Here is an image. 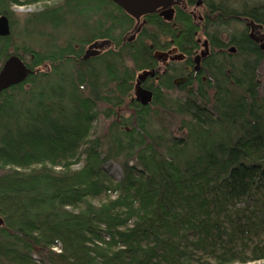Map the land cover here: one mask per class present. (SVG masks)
Returning a JSON list of instances; mask_svg holds the SVG:
<instances>
[{
    "label": "trees",
    "instance_id": "1",
    "mask_svg": "<svg viewBox=\"0 0 264 264\" xmlns=\"http://www.w3.org/2000/svg\"><path fill=\"white\" fill-rule=\"evenodd\" d=\"M55 1L0 0L11 25L0 70L16 55L34 73L0 94V264L264 260V52L246 26L264 34V0H205L202 24L179 13L183 40L200 27L210 36L199 80L181 97L157 89L107 133L96 125L101 105L122 107L154 67L155 31L173 25L150 18L153 32L124 46L135 20L111 0ZM42 3L53 4L15 33L13 9ZM75 24L82 42L110 40L115 51L85 61L75 40L43 33Z\"/></svg>",
    "mask_w": 264,
    "mask_h": 264
},
{
    "label": "flooded vegetation",
    "instance_id": "2",
    "mask_svg": "<svg viewBox=\"0 0 264 264\" xmlns=\"http://www.w3.org/2000/svg\"><path fill=\"white\" fill-rule=\"evenodd\" d=\"M199 0H196L195 5H188L187 0H182L180 4L173 7L175 13L173 16V21H166L165 20V11L158 10L154 14L147 15L143 17L140 22L136 21L135 25L131 32V37L127 38L125 35L122 37L123 45L126 46L127 44H133L140 36L148 29L152 28L151 24H149L150 18L156 17L158 21H163L166 24H172L173 28L170 31H163L161 29H157L155 31V39L157 41V48L153 51V59H154V67L151 68L152 71L156 72V76L152 79H148L144 84H142L141 88L146 91H150L153 93V99L155 97V93L157 89H160L165 94L173 92L175 89H179L183 91V87L187 86L188 89L191 88L192 83L199 80L200 74H202V69L205 65V61L211 55V46H210V36L205 31L204 27H200L201 29L194 31L189 36V39L183 40L182 33L178 34L175 20L179 13L184 12L189 16L191 21L194 23L199 21V24L205 21L207 8L205 6V0H201V5L198 6ZM119 7V6H118ZM120 8V7H119ZM123 11V10H122ZM197 12H200V16H197ZM129 16V15H128ZM133 19V18H132ZM144 24V25H143ZM141 28L140 31H138ZM199 26V25H197ZM250 33H254L256 38H264V34L258 32L257 25L246 23ZM177 32V35H175ZM203 34L204 39L202 40L199 38V35ZM181 36V42L183 47L179 46L176 41V37ZM251 38V36H250ZM132 40V41H131ZM252 40V39H251ZM254 41V40H253ZM255 42V41H254ZM187 43L189 45H187ZM256 43V42H255ZM94 44H98L102 46L99 48V54L91 58L89 60L101 58L102 56L108 54L110 51H115L114 43L110 40L105 41H94L90 43L89 48L84 51V57L87 51L90 49L91 46ZM146 45H150L152 47L150 41H145ZM260 46V43H256ZM206 45L208 47V55L206 58L202 57V53L206 51ZM160 54L159 58H156L155 55ZM86 61V60H85ZM199 62V64H197ZM49 71V70H48ZM205 79V78H203ZM165 85V87L163 86ZM136 85H137V78L133 83V90L131 92L130 103H133L134 106H140L141 104L136 98ZM167 87L171 89H167ZM150 105V104H149ZM142 106V105H141ZM121 107V106H120ZM119 107V108H120ZM112 108V106H111ZM118 108V109H119ZM135 116V113L133 114ZM112 117V116H111ZM121 122V120H119Z\"/></svg>",
    "mask_w": 264,
    "mask_h": 264
},
{
    "label": "water",
    "instance_id": "3",
    "mask_svg": "<svg viewBox=\"0 0 264 264\" xmlns=\"http://www.w3.org/2000/svg\"><path fill=\"white\" fill-rule=\"evenodd\" d=\"M115 5L119 6L127 15L136 21L140 20L150 14L156 13L158 10L165 11V20L173 21L174 9L176 5L180 4L182 0H111ZM201 5L199 0L198 6ZM144 25V24H143ZM141 25L140 29L143 27ZM253 25V23L251 24ZM11 35V25L8 17H0V37L6 38ZM251 39L256 43H260V49L264 52V38H255L254 33L251 34ZM132 41V40H131ZM98 44H94L87 51L84 60H89L96 57L99 54ZM232 52L236 49L232 48ZM160 54H156L155 57L159 58ZM208 55V47L206 45V51L202 53V57L206 58ZM199 64V62L197 63ZM34 74L27 66L24 61L16 55H13L7 59L4 63L3 68L0 70V94L11 89L12 87L18 86L27 81L30 75ZM156 76L155 71H143L137 76L136 85V98L139 103L146 107L153 101V93L150 91L143 90L141 88L148 79H152Z\"/></svg>",
    "mask_w": 264,
    "mask_h": 264
},
{
    "label": "rangeland",
    "instance_id": "4",
    "mask_svg": "<svg viewBox=\"0 0 264 264\" xmlns=\"http://www.w3.org/2000/svg\"><path fill=\"white\" fill-rule=\"evenodd\" d=\"M62 0H56L54 3H59ZM53 3H42V4H35V5H30V6H21V7H15L13 9V14H14V21L17 23V26L15 28V33L20 32V30L23 28V25L25 23V20L32 14H37L39 12H41L47 5H52ZM237 8V5H236ZM197 16H200V12H197ZM196 24H199V21L197 20V22H195ZM244 23H239L237 25H231L229 27L224 28L225 32H229V33H237L240 32L241 30L244 29ZM246 28V27H245ZM43 33L47 34L49 36H55L58 37V35H60V40L61 42H65L66 40H68V38L70 39V41L75 40L76 43L73 44V46L75 47V50L78 51H86L89 48V43L92 42L91 40H87V42H82V37L83 34L80 31L81 27L79 24H75L74 26L70 27V31L68 30H61L57 33H54V31H50V29L47 27L43 28ZM249 31H251V29H249ZM131 32L132 30L127 33V35H125L127 38L131 37ZM149 32H153V30L149 29ZM126 33V32H125ZM249 33V32H248ZM70 34V36H68ZM120 33H116V38H119ZM199 38H201L202 40L204 39L203 34L199 35ZM49 40V39H48ZM59 42V43H61ZM40 44V43H39ZM44 44V42H43ZM47 46H49V43H47ZM36 47V46H35ZM37 48H41L44 49L45 45L38 46ZM130 66L132 67L131 62L129 61ZM48 69L46 68H41V71L47 72ZM261 75L264 79V71L261 72ZM164 93V92H163ZM170 96L173 97H181L184 95V92L179 90V89H175L173 90V92L168 93ZM130 98H127V100L125 101V103L122 105V107H112L109 108L111 105L110 102H106L104 104L101 105L100 111H102V115L100 116L99 122L96 124L98 127V131L102 132V133H107L109 127L111 126V124L114 121H118L121 120H126V119H131L133 117V114L135 113V108L133 107L134 104L130 103ZM119 108V109H118ZM104 112H106L108 115L111 116H106L104 114ZM107 168L110 170L111 174H113L114 176H116L117 178H120L122 176V169L120 168V166L117 163L111 162L108 163ZM248 264H264V260L262 261H258V262H254V263H248Z\"/></svg>",
    "mask_w": 264,
    "mask_h": 264
}]
</instances>
